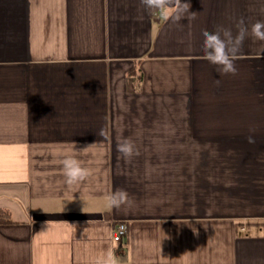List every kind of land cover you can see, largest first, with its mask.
Segmentation results:
<instances>
[{
    "label": "crops",
    "instance_id": "crops-1",
    "mask_svg": "<svg viewBox=\"0 0 264 264\" xmlns=\"http://www.w3.org/2000/svg\"><path fill=\"white\" fill-rule=\"evenodd\" d=\"M182 2L196 19L139 0H0V208L14 221L0 264H92L109 248L118 264H264V41L249 34L221 75L202 36L250 30L264 0ZM124 138L139 155L117 151ZM68 155L92 170L73 188ZM116 189L131 205L108 206Z\"/></svg>",
    "mask_w": 264,
    "mask_h": 264
},
{
    "label": "clouds",
    "instance_id": "clouds-1",
    "mask_svg": "<svg viewBox=\"0 0 264 264\" xmlns=\"http://www.w3.org/2000/svg\"><path fill=\"white\" fill-rule=\"evenodd\" d=\"M140 4L148 10L159 11L165 21L171 20L179 23L182 19H196L195 12H189L190 4L182 0H139ZM238 31L234 35L232 30L217 26L216 30L202 32L203 49L205 59L212 65L217 66V71L221 75H236L238 69L234 63L239 52L241 51L245 38L250 34L258 41H264V21H257L249 28L245 25L243 19H240L236 25ZM216 86L220 85L219 80H215ZM248 143H255L252 135L247 138ZM117 151L126 159L139 155L135 143L130 138H124L117 144ZM63 175L65 183L69 188L79 186L86 181L91 175L92 170L85 167L82 162L73 155L65 156L62 161ZM108 206L113 209H121L129 206L132 199L129 193L123 189H116L107 196ZM92 264H118L115 253L109 248L102 252Z\"/></svg>",
    "mask_w": 264,
    "mask_h": 264
},
{
    "label": "built area",
    "instance_id": "built-area-1",
    "mask_svg": "<svg viewBox=\"0 0 264 264\" xmlns=\"http://www.w3.org/2000/svg\"><path fill=\"white\" fill-rule=\"evenodd\" d=\"M128 225L125 221H119L113 228V238L115 241H122L127 236Z\"/></svg>",
    "mask_w": 264,
    "mask_h": 264
},
{
    "label": "trees",
    "instance_id": "trees-1",
    "mask_svg": "<svg viewBox=\"0 0 264 264\" xmlns=\"http://www.w3.org/2000/svg\"><path fill=\"white\" fill-rule=\"evenodd\" d=\"M14 222L11 216V212L7 208H0V223Z\"/></svg>",
    "mask_w": 264,
    "mask_h": 264
},
{
    "label": "rangeland",
    "instance_id": "rangeland-1",
    "mask_svg": "<svg viewBox=\"0 0 264 264\" xmlns=\"http://www.w3.org/2000/svg\"><path fill=\"white\" fill-rule=\"evenodd\" d=\"M12 200H14V199H12ZM17 214V213H16Z\"/></svg>",
    "mask_w": 264,
    "mask_h": 264
}]
</instances>
